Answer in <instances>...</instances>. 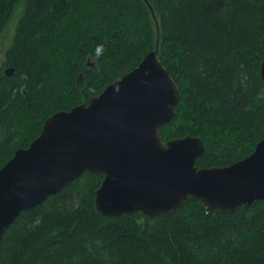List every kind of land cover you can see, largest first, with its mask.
I'll list each match as a JSON object with an SVG mask.
<instances>
[{
  "label": "trees",
  "instance_id": "obj_1",
  "mask_svg": "<svg viewBox=\"0 0 264 264\" xmlns=\"http://www.w3.org/2000/svg\"><path fill=\"white\" fill-rule=\"evenodd\" d=\"M147 1L157 57L180 91L163 141L200 138L198 168L246 158L264 137V0ZM17 8L0 67V168L52 114L133 70L156 39L143 0H0V36ZM102 179L84 173L21 211L0 264H264V201L223 214L188 198L157 218L101 216Z\"/></svg>",
  "mask_w": 264,
  "mask_h": 264
},
{
  "label": "water",
  "instance_id": "obj_2",
  "mask_svg": "<svg viewBox=\"0 0 264 264\" xmlns=\"http://www.w3.org/2000/svg\"><path fill=\"white\" fill-rule=\"evenodd\" d=\"M154 50L88 103L48 117L27 148L0 168V239L21 211L31 209L82 174L100 173L94 207L101 216L168 214L188 198L230 214L264 201V137L246 158L224 167L195 165L198 137L163 141L160 127L175 115L180 91ZM259 77L264 87V62ZM179 146V147H177Z\"/></svg>",
  "mask_w": 264,
  "mask_h": 264
},
{
  "label": "rangeland",
  "instance_id": "obj_3",
  "mask_svg": "<svg viewBox=\"0 0 264 264\" xmlns=\"http://www.w3.org/2000/svg\"><path fill=\"white\" fill-rule=\"evenodd\" d=\"M18 9L19 8H17L14 11L12 17L10 18L9 22L7 23L5 29L3 30V32L0 36V67L2 66L4 52L8 48V46L10 45V42H11L13 35H14L16 23H17L18 18H19L18 14L20 12V9H19V12H18ZM86 65L90 66L92 68H95V64L92 61H90V62L87 61ZM80 78H82V76H80Z\"/></svg>",
  "mask_w": 264,
  "mask_h": 264
},
{
  "label": "bare ground",
  "instance_id": "obj_4",
  "mask_svg": "<svg viewBox=\"0 0 264 264\" xmlns=\"http://www.w3.org/2000/svg\"><path fill=\"white\" fill-rule=\"evenodd\" d=\"M154 16H155V15H154ZM152 51H153V50H152ZM145 56H146V55H145ZM140 63H141V62H140ZM140 63H139V64H140ZM139 64H138V65H139ZM138 65H137V66H138ZM137 66H136V67H137ZM136 67H135V68H136ZM135 68H134V69H135ZM9 74H12V71H11ZM173 81H174V80H173ZM175 84H176V83H175ZM109 85H110V84H109ZM97 96H98V95H97ZM93 97H95V96H93ZM91 98H92V97H91ZM91 98H90V99H91ZM16 150H17V149H16ZM39 204H40V203H39ZM39 204H38V205H39Z\"/></svg>",
  "mask_w": 264,
  "mask_h": 264
},
{
  "label": "clouds",
  "instance_id": "obj_5",
  "mask_svg": "<svg viewBox=\"0 0 264 264\" xmlns=\"http://www.w3.org/2000/svg\"><path fill=\"white\" fill-rule=\"evenodd\" d=\"M97 51H99V48H97Z\"/></svg>",
  "mask_w": 264,
  "mask_h": 264
},
{
  "label": "snow or ice",
  "instance_id": "obj_6",
  "mask_svg": "<svg viewBox=\"0 0 264 264\" xmlns=\"http://www.w3.org/2000/svg\"><path fill=\"white\" fill-rule=\"evenodd\" d=\"M177 147H179V146H177Z\"/></svg>",
  "mask_w": 264,
  "mask_h": 264
}]
</instances>
